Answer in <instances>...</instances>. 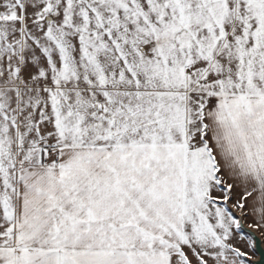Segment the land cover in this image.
<instances>
[{
    "label": "snow or ice",
    "instance_id": "snow-or-ice-1",
    "mask_svg": "<svg viewBox=\"0 0 264 264\" xmlns=\"http://www.w3.org/2000/svg\"><path fill=\"white\" fill-rule=\"evenodd\" d=\"M264 0H0V264H264Z\"/></svg>",
    "mask_w": 264,
    "mask_h": 264
},
{
    "label": "water",
    "instance_id": "water-1",
    "mask_svg": "<svg viewBox=\"0 0 264 264\" xmlns=\"http://www.w3.org/2000/svg\"><path fill=\"white\" fill-rule=\"evenodd\" d=\"M264 254V245L261 246L260 252L257 253V255Z\"/></svg>",
    "mask_w": 264,
    "mask_h": 264
}]
</instances>
